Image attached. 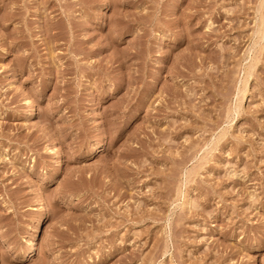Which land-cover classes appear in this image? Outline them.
Returning <instances> with one entry per match:
<instances>
[{
    "label": "rangeland",
    "instance_id": "obj_1",
    "mask_svg": "<svg viewBox=\"0 0 264 264\" xmlns=\"http://www.w3.org/2000/svg\"><path fill=\"white\" fill-rule=\"evenodd\" d=\"M0 264H264V0H0Z\"/></svg>",
    "mask_w": 264,
    "mask_h": 264
},
{
    "label": "bare ground",
    "instance_id": "obj_2",
    "mask_svg": "<svg viewBox=\"0 0 264 264\" xmlns=\"http://www.w3.org/2000/svg\"><path fill=\"white\" fill-rule=\"evenodd\" d=\"M108 10L107 11H112L113 10V8H112V5H111V3H108ZM261 23V22H260ZM26 102H28L29 103V109L27 110V112H26V118H31L32 116H33V114H34V103H33V101H31L30 100V98L29 97H26ZM59 160H58V162H57V165L60 167V156L58 155V157H57ZM58 167V168H59ZM38 198L40 199V201H42V200H45V196H44V192L42 191V190H38ZM37 196V195H36ZM38 199V200H39ZM36 201V200H35ZM37 202V201H36ZM39 202V201H38ZM40 203V202H39ZM37 205V204H36ZM27 246L24 248V249H22L23 251L22 252H24L25 254L27 253V252H29L30 250H31V248H32V243L31 242H29L28 244H26Z\"/></svg>",
    "mask_w": 264,
    "mask_h": 264
}]
</instances>
